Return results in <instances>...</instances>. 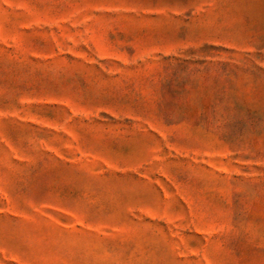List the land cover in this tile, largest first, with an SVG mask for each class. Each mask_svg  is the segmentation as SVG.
<instances>
[{
    "label": "rangeland",
    "instance_id": "1",
    "mask_svg": "<svg viewBox=\"0 0 264 264\" xmlns=\"http://www.w3.org/2000/svg\"><path fill=\"white\" fill-rule=\"evenodd\" d=\"M0 264H264V0H0Z\"/></svg>",
    "mask_w": 264,
    "mask_h": 264
}]
</instances>
